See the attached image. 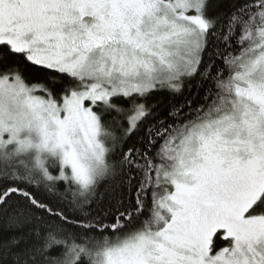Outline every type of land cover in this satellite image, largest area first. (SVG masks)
I'll list each match as a JSON object with an SVG mask.
<instances>
[{"label": "snow or ice", "instance_id": "1", "mask_svg": "<svg viewBox=\"0 0 264 264\" xmlns=\"http://www.w3.org/2000/svg\"><path fill=\"white\" fill-rule=\"evenodd\" d=\"M0 221V264H264V0H0Z\"/></svg>", "mask_w": 264, "mask_h": 264}, {"label": "trees", "instance_id": "2", "mask_svg": "<svg viewBox=\"0 0 264 264\" xmlns=\"http://www.w3.org/2000/svg\"><path fill=\"white\" fill-rule=\"evenodd\" d=\"M233 51L235 53H238L240 49L238 46L234 45ZM17 60L20 61L21 64H24L22 57H11V61H17ZM24 76L26 77L29 83H39V82H46L49 73L42 68L33 66L31 64H27L25 65ZM38 93L40 94V92ZM190 96L191 93L188 91L187 88H185L182 94H175V95L169 92L167 89H162L160 91L153 92L152 95L148 98V102L158 104L156 111L161 115L166 116L167 112L169 111V109L173 104L182 103L185 100V98H188ZM120 102L123 103V101ZM95 207L96 205H93V208ZM100 207L106 210L110 209L112 212H114V208H112V205L108 204L107 199L105 200V203L102 204ZM0 223H2V221H0ZM108 234L111 235L112 233H108ZM216 243L218 247L224 246V242L222 240H217ZM83 264H88L87 258H84Z\"/></svg>", "mask_w": 264, "mask_h": 264}, {"label": "rangeland", "instance_id": "3", "mask_svg": "<svg viewBox=\"0 0 264 264\" xmlns=\"http://www.w3.org/2000/svg\"><path fill=\"white\" fill-rule=\"evenodd\" d=\"M36 94H37V95H43V94H41V93L39 94L38 92H37Z\"/></svg>", "mask_w": 264, "mask_h": 264}]
</instances>
